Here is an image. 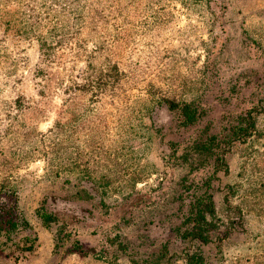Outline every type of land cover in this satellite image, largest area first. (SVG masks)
I'll return each mask as SVG.
<instances>
[{"label":"rangeland","instance_id":"1","mask_svg":"<svg viewBox=\"0 0 264 264\" xmlns=\"http://www.w3.org/2000/svg\"><path fill=\"white\" fill-rule=\"evenodd\" d=\"M248 109L212 181L235 221L212 264H264V0H0V264H143L184 209L170 151Z\"/></svg>","mask_w":264,"mask_h":264},{"label":"trees","instance_id":"2","mask_svg":"<svg viewBox=\"0 0 264 264\" xmlns=\"http://www.w3.org/2000/svg\"><path fill=\"white\" fill-rule=\"evenodd\" d=\"M163 102L167 109L178 113L182 126L196 123L201 114L198 106L193 102L179 103L169 98H164ZM253 112V109H248L236 116L231 124L222 126V130L217 133L206 134L207 128H205L204 132L191 138L183 147L174 146V149L170 151L171 157L175 158V164L186 170L181 177V182L188 191L187 196L176 197L184 209L178 208L176 220L168 226L172 232L170 239L163 241L149 253L143 252V264H212L206 260L203 246L210 243L214 236L219 237L221 232L226 233L235 223L232 216L220 212L212 192V181L221 168H227L224 156L230 145L237 140L244 141L257 132ZM207 165L211 167V170L199 181L189 178L190 173ZM230 190L234 192L233 188ZM37 213L46 224L59 221L55 214L44 206H41ZM164 218L167 219L168 216ZM6 223L12 229L14 228L15 224L11 221ZM10 226L8 230H5L3 222L0 221V236L4 232L8 239ZM222 227L225 229L220 231ZM175 240L179 241L178 249L170 245ZM110 241L111 244L114 243L117 251L123 254L128 251L127 244L120 239L119 234H115Z\"/></svg>","mask_w":264,"mask_h":264}]
</instances>
